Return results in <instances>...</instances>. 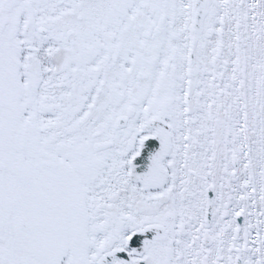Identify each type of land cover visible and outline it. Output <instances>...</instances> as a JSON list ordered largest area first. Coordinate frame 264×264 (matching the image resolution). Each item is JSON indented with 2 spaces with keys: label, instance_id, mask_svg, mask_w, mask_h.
<instances>
[{
  "label": "snow or ice",
  "instance_id": "1",
  "mask_svg": "<svg viewBox=\"0 0 264 264\" xmlns=\"http://www.w3.org/2000/svg\"><path fill=\"white\" fill-rule=\"evenodd\" d=\"M0 264H264V0H0Z\"/></svg>",
  "mask_w": 264,
  "mask_h": 264
}]
</instances>
